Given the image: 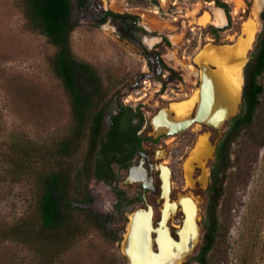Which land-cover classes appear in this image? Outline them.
<instances>
[{
  "label": "rangeland",
  "instance_id": "obj_1",
  "mask_svg": "<svg viewBox=\"0 0 264 264\" xmlns=\"http://www.w3.org/2000/svg\"><path fill=\"white\" fill-rule=\"evenodd\" d=\"M112 1V9L137 14L147 26L174 34L177 41L186 38L182 46L161 47L160 50L168 65L181 69L183 75L188 71L189 82L194 80L195 66L191 59L202 44L201 31L196 29L198 25L195 22L201 19V14L205 17L209 12L204 0ZM227 1L232 8L237 6L234 1ZM23 3V0H0V144L18 138L43 152L69 136L73 125L71 103L62 82L50 66L56 49L43 35L30 28ZM254 3V0H240L236 8V11L242 12V17L235 21L238 35L230 37L236 39L231 47L234 52L246 39L247 29L252 27L255 34L250 53L255 45V36L261 31L256 15L259 11ZM68 46L74 60L95 71L100 86L106 91V100L124 92L143 69L142 57L135 47L117 38L110 30L94 27L86 21L80 22L70 33ZM146 82L143 85L145 88L152 83L150 80ZM257 82L263 90L255 118L229 147L228 165L222 176L223 192L217 207L218 240L207 255L206 264H264V72L257 77ZM168 94L173 96V93ZM149 99L151 103L157 98L150 95ZM225 123L215 127L218 132L222 131ZM185 138L190 139L191 136ZM87 150L86 141H80L68 157L58 160L59 169L65 171L70 183L74 181V173L82 166L80 164ZM205 155L204 164L198 168L202 172L196 177L197 186L190 189L187 195L197 202L201 226L207 204V162L212 159V152L207 151ZM7 165V160L0 159V223L13 222L29 214L33 203L31 181L24 179L14 184L7 175L3 176ZM172 166L179 175V169ZM69 191L75 201L83 200V196L74 195L72 187ZM89 191L93 195V211L103 216L108 196L101 186L92 182L89 183ZM139 207L137 205L113 215L107 227L109 237L102 230L87 225L82 214L74 212L85 234L71 244L59 263L126 264L121 253V241L129 214ZM202 237L203 231L200 243L182 264H199L193 258L198 253ZM34 262L32 251L24 245L15 242L0 245V264Z\"/></svg>",
  "mask_w": 264,
  "mask_h": 264
},
{
  "label": "flooded vegetation",
  "instance_id": "obj_2",
  "mask_svg": "<svg viewBox=\"0 0 264 264\" xmlns=\"http://www.w3.org/2000/svg\"><path fill=\"white\" fill-rule=\"evenodd\" d=\"M230 1H234L237 6L232 8L227 0H204L209 12L205 17L201 14V19L195 22L198 25L196 29L201 31L202 44L191 59L195 72L192 75L194 80L189 82L190 73L185 71L183 75L181 69L168 65L160 50L161 47L170 49L182 46L186 38L177 41L174 34L147 26L137 14L112 9V0H69V22L74 25L73 30L82 21L110 30L117 38L135 47L144 63L134 83L126 87L124 92L105 101L95 148L92 151L88 148L80 164L88 165L89 168L82 207L89 209L98 222L106 227L111 224L113 215L137 205H149L154 226L158 228L162 222V212L167 206L171 211L166 225L172 237L177 239L175 232L184 222V197L197 186L196 177L202 172L198 168L204 164L205 153L212 152V159L207 162L209 182L205 197L208 200L214 182L213 173L217 172L221 179L228 165V158L222 161L224 144L228 138L235 140L251 126L250 119L241 121L246 117L250 100L253 53L263 30L261 13L264 5L256 14L258 24L262 26L261 31L255 36L251 52L250 47L243 55L240 67L239 110L225 123L222 131L218 132L214 126L195 120L199 95L185 117L177 116L171 107L189 101L195 93L199 94L204 81L210 84L212 96L219 92L225 98L230 93L222 67L227 68L232 61L229 50L224 47L233 46L236 39L230 37L238 35L235 21L242 17V12L236 11L240 0ZM213 56L219 58L215 61L222 67L213 65ZM196 57L201 66L196 62ZM146 80L152 82L148 83L147 88L143 86L147 84ZM170 85L173 87L170 88ZM169 92L173 96H169ZM150 95L157 99L149 103ZM186 136L191 138L187 139ZM172 165L179 169V175L174 172ZM91 182L101 186L108 196L103 216L95 213L91 207L94 201L89 191Z\"/></svg>",
  "mask_w": 264,
  "mask_h": 264
},
{
  "label": "trees",
  "instance_id": "obj_3",
  "mask_svg": "<svg viewBox=\"0 0 264 264\" xmlns=\"http://www.w3.org/2000/svg\"><path fill=\"white\" fill-rule=\"evenodd\" d=\"M23 1L24 14L30 28L43 35L56 49L50 66L70 98L73 125L69 136L43 152L18 138L0 144L3 146L0 149V159L7 160L9 164L4 169L3 176L7 175L14 184L29 179L33 193L29 214L20 216L13 222L0 223V245L7 242L24 245L35 257L32 264H60L66 250L85 234L84 227L77 221L74 212L82 214L83 222L87 225L102 230L107 237L110 236L108 228L98 222L89 209L82 207L85 202L88 165H82L74 173L72 183L65 171L58 167V160L68 157L80 141H86L89 151L95 148L101 129L106 91L100 86L95 71L70 55L68 42L74 25L69 22V0ZM261 19L263 30L253 53L250 100L246 117L241 122L254 120L263 90L257 77L264 72V10ZM233 140L230 137L224 144L222 161L228 158V149ZM213 181L202 222V243L193 258L199 264H206L207 255L218 240L217 207L223 190L222 178L218 177L217 172L213 173ZM71 187L74 195L83 196L81 202L74 200L69 191Z\"/></svg>",
  "mask_w": 264,
  "mask_h": 264
},
{
  "label": "water",
  "instance_id": "obj_4",
  "mask_svg": "<svg viewBox=\"0 0 264 264\" xmlns=\"http://www.w3.org/2000/svg\"><path fill=\"white\" fill-rule=\"evenodd\" d=\"M233 52L232 64L239 62L237 51ZM235 55V57H234ZM199 92V103L196 108L195 120L207 123L214 127H221L232 114L222 112L224 107H219L216 118L208 119L211 98L209 86L204 82ZM240 102V99H239ZM238 102V104H239ZM170 207H165L162 212V222L158 228L154 226L152 209L149 205L133 210L129 216L125 233L121 241V253L126 259V264H182L193 253L200 243L202 226L198 222L199 208L197 202L191 197H184V222L176 230L177 239L170 234L166 222L169 218Z\"/></svg>",
  "mask_w": 264,
  "mask_h": 264
},
{
  "label": "bare ground",
  "instance_id": "obj_5",
  "mask_svg": "<svg viewBox=\"0 0 264 264\" xmlns=\"http://www.w3.org/2000/svg\"><path fill=\"white\" fill-rule=\"evenodd\" d=\"M264 3V0H255V9L258 10V8ZM255 30L254 28L250 27L247 29V36L246 39L241 43L240 48L237 50V58L239 59V62L227 66V68L222 67V64L219 62H216V60H219V58H215V56L212 57V62L220 67H222V73L224 74V78L227 82V85L229 87L230 93H227L225 98H223L219 92H216L214 96L210 95L211 98V106H210V112L207 116L208 119H214L218 114H220L218 106L224 107L222 112H226L227 114H232L235 112L239 99H240V84H241V71L240 67L242 65L243 61V55L249 50L253 39H254ZM229 50V58L232 60L233 52L231 48L224 47ZM207 50V49H206ZM235 57V55H234ZM196 62L197 59H196ZM199 63V62H198ZM200 64V63H199ZM201 66V64H200ZM208 86L209 90L211 91V86L207 81H204ZM215 87L219 89V86L215 84ZM197 95L198 93H195L193 97L184 103L181 104H175L171 107L176 112L177 116H184L190 112L191 108L194 106V104L197 101Z\"/></svg>",
  "mask_w": 264,
  "mask_h": 264
}]
</instances>
